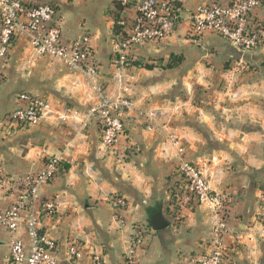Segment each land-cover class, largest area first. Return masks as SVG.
Returning <instances> with one entry per match:
<instances>
[{
    "label": "crops",
    "instance_id": "crops-1",
    "mask_svg": "<svg viewBox=\"0 0 264 264\" xmlns=\"http://www.w3.org/2000/svg\"><path fill=\"white\" fill-rule=\"evenodd\" d=\"M46 1L57 5L65 41L90 37L98 72L90 76L41 57L28 35H18L0 81V166L18 179L42 170L46 158H60L32 205L41 214V201L56 202L54 214L41 217L38 234L56 243L57 263L90 264L96 254L106 264H124L135 230L146 226L138 264H196L210 251L213 219L206 203L175 204L177 170L187 163L231 201L226 264H264V49L241 51L215 34L189 32L197 7L230 0H178L176 30L129 52V63L141 66L120 67L111 62L113 0ZM255 18L264 23V5ZM171 56L182 61L166 69ZM21 93L44 98L48 110L37 125L9 128L6 118ZM103 96L131 102L112 147L102 144L97 121L87 115ZM116 197L125 201L122 209L113 207ZM17 200V193L0 191V211ZM159 210L169 227L152 231L148 221ZM25 220L22 213L17 231H0V264H13L14 240L28 244ZM70 240L82 244L80 260L66 256Z\"/></svg>",
    "mask_w": 264,
    "mask_h": 264
},
{
    "label": "built area",
    "instance_id": "built-area-1",
    "mask_svg": "<svg viewBox=\"0 0 264 264\" xmlns=\"http://www.w3.org/2000/svg\"><path fill=\"white\" fill-rule=\"evenodd\" d=\"M117 11L113 65L126 66L130 61L129 52L147 43H161L166 40L181 22V7L178 0H113ZM264 5V0H230L226 4L211 3L197 7L191 14L190 34L194 37L205 33L215 34L230 45L246 52L264 49V23L255 18V13ZM20 34L30 37L31 45L41 57L58 58L75 71L95 76L98 63L90 44V37L84 35L72 41H65L59 24L58 8L46 0H0V81L2 68L8 61L9 51L15 38ZM19 107L10 112L6 121L9 128L37 125L48 110L47 101L30 93L17 96ZM131 102L121 99L112 102L104 96L99 104L87 111L93 116L101 132V142L112 147L122 134V109H129ZM60 158H46L42 170L21 178L9 177L0 166V191L17 193L18 200L11 207L0 211V231L15 232L21 225V214H26L24 233L29 239L14 240L10 245L9 259L13 264H58L55 257L56 243L39 236L38 229L42 216H51L56 202L47 199L40 202L41 214L32 210L39 199L40 187L54 178ZM178 186L175 189L176 206H190L206 203L212 215V239L210 251L199 257L196 264H226L231 246L225 245L228 234L226 221L230 216V199L212 192L200 170L184 163L177 170ZM115 209H122V198L112 200ZM175 220V217L172 216ZM145 227L134 232L132 245L124 264H138V250L143 245ZM83 246L77 240L67 243L66 256L71 261L82 258ZM90 264H106L100 255L93 254Z\"/></svg>",
    "mask_w": 264,
    "mask_h": 264
},
{
    "label": "water",
    "instance_id": "water-1",
    "mask_svg": "<svg viewBox=\"0 0 264 264\" xmlns=\"http://www.w3.org/2000/svg\"><path fill=\"white\" fill-rule=\"evenodd\" d=\"M148 226L152 231H160L169 227V222L165 219V217L159 210L150 217Z\"/></svg>",
    "mask_w": 264,
    "mask_h": 264
},
{
    "label": "trees",
    "instance_id": "trees-1",
    "mask_svg": "<svg viewBox=\"0 0 264 264\" xmlns=\"http://www.w3.org/2000/svg\"><path fill=\"white\" fill-rule=\"evenodd\" d=\"M113 6L116 8V5L113 3ZM114 26H115V29H116V33L119 31V28L118 26L116 25V20H117V11L114 12ZM182 61L181 57H177V56H171V59H170V62L165 66L166 69H172L176 66H178L180 64V62ZM131 65H134V66H141L139 63L137 62H131V63H128V66H131ZM144 68L146 69H150L152 68V66H148V65H145L143 66Z\"/></svg>",
    "mask_w": 264,
    "mask_h": 264
},
{
    "label": "rangeland",
    "instance_id": "rangeland-1",
    "mask_svg": "<svg viewBox=\"0 0 264 264\" xmlns=\"http://www.w3.org/2000/svg\"><path fill=\"white\" fill-rule=\"evenodd\" d=\"M153 116L156 118V116L158 117V118H161L159 115H157V114H153Z\"/></svg>",
    "mask_w": 264,
    "mask_h": 264
}]
</instances>
